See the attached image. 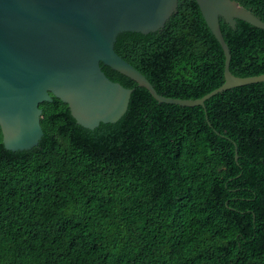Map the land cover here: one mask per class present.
<instances>
[{
  "label": "trees",
  "instance_id": "1",
  "mask_svg": "<svg viewBox=\"0 0 264 264\" xmlns=\"http://www.w3.org/2000/svg\"><path fill=\"white\" fill-rule=\"evenodd\" d=\"M236 1L264 21V0ZM220 26L231 72L264 74V30ZM115 51L163 96L225 82L195 0L156 32L119 34ZM102 68L133 89L116 123L84 128L52 95L36 147L7 150L0 129V264H264V81L186 107Z\"/></svg>",
  "mask_w": 264,
  "mask_h": 264
},
{
  "label": "water",
  "instance_id": "2",
  "mask_svg": "<svg viewBox=\"0 0 264 264\" xmlns=\"http://www.w3.org/2000/svg\"><path fill=\"white\" fill-rule=\"evenodd\" d=\"M179 0H0V129L4 147L23 151L43 137L40 104L52 95L75 121L95 129L116 123L127 111L132 88L111 80L102 66L134 80L159 103L202 106L212 96L263 82L264 74L241 77L230 70L231 54L220 20L237 19L264 30V21L236 0H195L220 44L225 82L197 99L159 94L146 76L115 51L119 34H148L164 27ZM237 159V154H236Z\"/></svg>",
  "mask_w": 264,
  "mask_h": 264
}]
</instances>
